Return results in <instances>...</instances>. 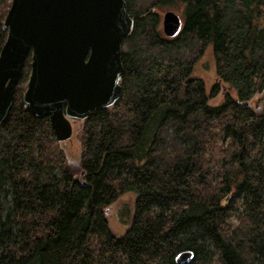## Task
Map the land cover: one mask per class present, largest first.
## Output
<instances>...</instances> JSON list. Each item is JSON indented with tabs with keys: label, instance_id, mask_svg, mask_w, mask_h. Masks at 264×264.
Segmentation results:
<instances>
[{
	"label": "trees",
	"instance_id": "obj_1",
	"mask_svg": "<svg viewBox=\"0 0 264 264\" xmlns=\"http://www.w3.org/2000/svg\"><path fill=\"white\" fill-rule=\"evenodd\" d=\"M124 1L133 26L123 42L149 27L164 44L200 46L167 63L151 56L140 70L121 53L131 92L122 85L112 106L72 122L66 148L21 103L26 59L0 126V264H175L203 247L213 264H264V0H153L142 12ZM9 6L0 0V50ZM152 8L180 12L177 37L160 38ZM207 49L209 90L194 75ZM223 85V102L209 106ZM169 122L189 128L188 144L164 149ZM125 194L134 200L118 210L128 227L116 236L109 210Z\"/></svg>",
	"mask_w": 264,
	"mask_h": 264
},
{
	"label": "water",
	"instance_id": "obj_2",
	"mask_svg": "<svg viewBox=\"0 0 264 264\" xmlns=\"http://www.w3.org/2000/svg\"><path fill=\"white\" fill-rule=\"evenodd\" d=\"M133 21L124 0H10L2 23L0 126L10 113L26 59L30 72L21 103L36 118H47L58 144L72 135L71 122L112 106L121 94V43ZM183 27L167 11L161 30L168 39ZM193 253H178L175 264H190Z\"/></svg>",
	"mask_w": 264,
	"mask_h": 264
},
{
	"label": "rangeland",
	"instance_id": "obj_3",
	"mask_svg": "<svg viewBox=\"0 0 264 264\" xmlns=\"http://www.w3.org/2000/svg\"><path fill=\"white\" fill-rule=\"evenodd\" d=\"M138 11H143L149 8L153 3V0H130ZM150 10V9H148ZM153 14H156L158 18V25L156 30L160 33V38L164 41L168 40L161 30L162 16L167 11H172L180 16V12L173 9L159 10L156 8L151 9ZM181 18V16H180ZM200 44L195 40L188 38L177 37L172 44L162 43L154 34L150 33L149 27H144L142 30L134 32L127 41H122L121 53L127 54V63H131L132 68L140 70L148 62L151 56H154L157 60L167 63L171 60L178 58V53L182 50L185 54H193L198 49ZM212 59L210 50L207 49L203 52L202 56L197 60L195 65L194 75L203 80V83L207 90L212 86L213 74H212ZM131 68V69H132ZM28 80V79H27ZM27 80L25 84H27ZM121 84L124 86L127 92H131L133 83L128 77L124 79ZM226 86L223 85L222 92L213 99H210L208 105L211 107H218L223 102ZM233 95V94H231ZM77 123V122H74ZM75 128V126H73ZM163 146L166 150H173L178 147H182L189 143L191 139V132L187 126H183L178 122H169L162 128ZM72 136V135H71ZM66 142L61 145V148H66ZM154 163L161 165L163 163L161 157H156L153 160ZM54 174H58V171H54ZM45 178V177H44ZM3 194L0 192V205L5 206L3 200ZM134 195L125 194L112 205V209L109 210L108 224L111 232L116 235H122L127 230V225H123L122 218H118V210L124 208H131L133 204ZM127 205V206H126ZM126 206V207H124ZM237 212H232L230 222L232 224L237 223ZM216 256L213 251L208 247H203L198 256L193 260L191 264H213Z\"/></svg>",
	"mask_w": 264,
	"mask_h": 264
}]
</instances>
